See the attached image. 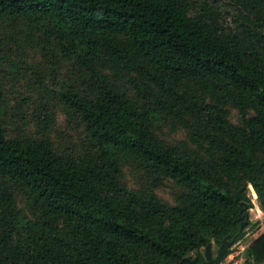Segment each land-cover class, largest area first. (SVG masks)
Instances as JSON below:
<instances>
[{
    "label": "trees",
    "instance_id": "trees-1",
    "mask_svg": "<svg viewBox=\"0 0 264 264\" xmlns=\"http://www.w3.org/2000/svg\"><path fill=\"white\" fill-rule=\"evenodd\" d=\"M249 186L264 212V0H0V264H188Z\"/></svg>",
    "mask_w": 264,
    "mask_h": 264
},
{
    "label": "rangeland",
    "instance_id": "rangeland-1",
    "mask_svg": "<svg viewBox=\"0 0 264 264\" xmlns=\"http://www.w3.org/2000/svg\"><path fill=\"white\" fill-rule=\"evenodd\" d=\"M226 10H229V7ZM33 58L35 59L37 57H33ZM64 119H65V114L63 112H59L57 115V121H56L58 131H64V128H65L63 126L65 124ZM67 133H69V131ZM72 137L73 136L71 135L69 137L67 136L66 138L60 139L59 137H56V134H55L56 142H59V143L62 142L63 144H66V143H68V141L72 140ZM249 193H250L251 199H252V207L247 212L248 213L247 225L243 228V236L240 239L234 241V243L230 246L231 248H234L237 245H239L240 246V255L238 257L242 256L245 259H247L246 242L249 240V233L253 229L255 223H258V222L264 223V212L260 208H258L259 206H258V201L256 199V194L251 187H250ZM159 194L162 195L163 197H167V193L165 191H159ZM258 214L262 215V216L259 217ZM211 242H212V253L214 254L215 249L217 248V244L213 241H211Z\"/></svg>",
    "mask_w": 264,
    "mask_h": 264
},
{
    "label": "water",
    "instance_id": "water-1",
    "mask_svg": "<svg viewBox=\"0 0 264 264\" xmlns=\"http://www.w3.org/2000/svg\"><path fill=\"white\" fill-rule=\"evenodd\" d=\"M242 217H244V219L240 221L239 231L230 239L224 237L219 243L215 255H213L212 253V242H208L203 250V259L199 261V256L195 255L194 257L188 259V264H224L222 262V258L224 254L232 250L230 246L234 243L236 238L241 234L242 228L244 224H246L247 222L248 213L244 212Z\"/></svg>",
    "mask_w": 264,
    "mask_h": 264
},
{
    "label": "built area",
    "instance_id": "built-area-1",
    "mask_svg": "<svg viewBox=\"0 0 264 264\" xmlns=\"http://www.w3.org/2000/svg\"><path fill=\"white\" fill-rule=\"evenodd\" d=\"M227 264H248V263H247V261H246L245 258H243L242 256H240L238 258L233 259L232 261H230Z\"/></svg>",
    "mask_w": 264,
    "mask_h": 264
},
{
    "label": "flooded vegetation",
    "instance_id": "flooded-vegetation-1",
    "mask_svg": "<svg viewBox=\"0 0 264 264\" xmlns=\"http://www.w3.org/2000/svg\"><path fill=\"white\" fill-rule=\"evenodd\" d=\"M218 246H219V244L217 245V248H218ZM217 248L215 249V253H214L213 255L216 254V250H217ZM202 259H203V258H200L199 261H201Z\"/></svg>",
    "mask_w": 264,
    "mask_h": 264
},
{
    "label": "crops",
    "instance_id": "crops-1",
    "mask_svg": "<svg viewBox=\"0 0 264 264\" xmlns=\"http://www.w3.org/2000/svg\"><path fill=\"white\" fill-rule=\"evenodd\" d=\"M258 208H259V207H258ZM260 214H261V213H260ZM258 216L260 217V216H262V215H259V214H258Z\"/></svg>",
    "mask_w": 264,
    "mask_h": 264
}]
</instances>
